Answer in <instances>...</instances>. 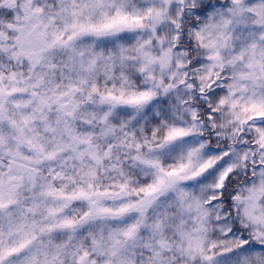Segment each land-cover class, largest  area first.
Segmentation results:
<instances>
[{"label":"snow or ice","instance_id":"6c2138e0","mask_svg":"<svg viewBox=\"0 0 264 264\" xmlns=\"http://www.w3.org/2000/svg\"><path fill=\"white\" fill-rule=\"evenodd\" d=\"M0 264H264V0H0Z\"/></svg>","mask_w":264,"mask_h":264}]
</instances>
